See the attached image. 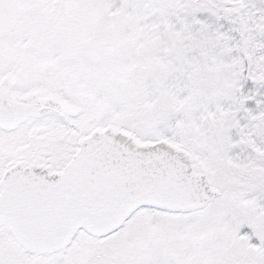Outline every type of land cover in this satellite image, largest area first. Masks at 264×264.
I'll return each instance as SVG.
<instances>
[{
	"label": "snow or ice",
	"instance_id": "1",
	"mask_svg": "<svg viewBox=\"0 0 264 264\" xmlns=\"http://www.w3.org/2000/svg\"><path fill=\"white\" fill-rule=\"evenodd\" d=\"M0 264H264V0H0Z\"/></svg>",
	"mask_w": 264,
	"mask_h": 264
}]
</instances>
